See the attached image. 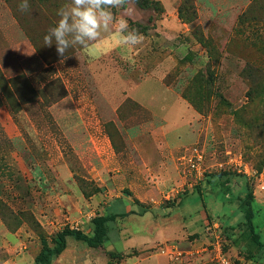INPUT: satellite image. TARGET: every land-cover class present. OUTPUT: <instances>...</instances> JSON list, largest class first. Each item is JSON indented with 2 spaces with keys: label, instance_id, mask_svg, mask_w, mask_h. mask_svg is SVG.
I'll use <instances>...</instances> for the list:
<instances>
[{
  "label": "rangeland",
  "instance_id": "1",
  "mask_svg": "<svg viewBox=\"0 0 264 264\" xmlns=\"http://www.w3.org/2000/svg\"><path fill=\"white\" fill-rule=\"evenodd\" d=\"M112 35L59 57L43 37L68 0H0V264H264V0H150ZM15 96V97H14ZM244 200V201H243Z\"/></svg>",
  "mask_w": 264,
  "mask_h": 264
},
{
  "label": "clouds",
  "instance_id": "2",
  "mask_svg": "<svg viewBox=\"0 0 264 264\" xmlns=\"http://www.w3.org/2000/svg\"><path fill=\"white\" fill-rule=\"evenodd\" d=\"M132 0H68L58 11L60 17L54 27H50L43 37V44H55L59 57H65L69 48H86L90 43L112 35L118 46L135 47L144 41L143 34L130 29L128 20L121 16L117 19L113 9H121L126 15L134 11ZM21 12L30 8L29 0H20Z\"/></svg>",
  "mask_w": 264,
  "mask_h": 264
},
{
  "label": "trees",
  "instance_id": "3",
  "mask_svg": "<svg viewBox=\"0 0 264 264\" xmlns=\"http://www.w3.org/2000/svg\"><path fill=\"white\" fill-rule=\"evenodd\" d=\"M138 5L143 8H147L152 6L154 3L150 2V0H135ZM16 80L7 79L5 75L2 73L0 69V108L4 104H8L9 95L12 93L15 94L16 97H19L18 90L16 88ZM14 96V97H15ZM244 201V200H243ZM254 202L253 196L249 195V198L242 202V205L246 206L245 210V222L241 225L245 226L249 229L250 233L254 235L255 243L258 248L264 251V243L261 238L257 236L254 232V211L252 207V203ZM118 216L122 215H108V216H98L92 220L93 224V237H88L81 231H76L69 227L60 231L54 241V248H46L44 249L36 258V264H52L53 259L56 256L62 254L67 248V239L69 237H74L75 239L86 241L92 246H103L105 240L107 238V234L109 233V223L115 221Z\"/></svg>",
  "mask_w": 264,
  "mask_h": 264
}]
</instances>
